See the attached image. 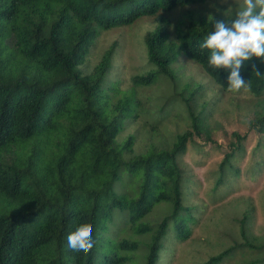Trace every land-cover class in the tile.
<instances>
[{
    "label": "trees",
    "instance_id": "trees-1",
    "mask_svg": "<svg viewBox=\"0 0 264 264\" xmlns=\"http://www.w3.org/2000/svg\"><path fill=\"white\" fill-rule=\"evenodd\" d=\"M241 4L0 0V264L171 262L203 208L182 158L195 137L211 142L207 93H228L230 70L210 68L199 44L213 29L209 16L231 20ZM144 18L155 25L140 39L128 74L118 40L91 63L101 32ZM181 57L208 83L182 76ZM253 65L264 73L261 59L245 62L241 76L250 90L239 92L261 101L264 76ZM253 124L264 134L263 109ZM232 135L209 174L212 194L238 176L243 138ZM253 216L249 203L230 246L205 264H264V234L252 229ZM81 223L93 229L87 254L67 246Z\"/></svg>",
    "mask_w": 264,
    "mask_h": 264
},
{
    "label": "rangeland",
    "instance_id": "rangeland-1",
    "mask_svg": "<svg viewBox=\"0 0 264 264\" xmlns=\"http://www.w3.org/2000/svg\"><path fill=\"white\" fill-rule=\"evenodd\" d=\"M154 25L153 19L144 18L131 27L101 32L90 57L91 63L96 62L101 51L111 42L118 40L125 46L122 61L128 74L132 58L142 52L140 39ZM177 65L182 76L208 83L192 62L181 57ZM206 99L214 103L210 120L211 142L195 137V145H189L182 158L197 182L193 200L203 208L190 239L177 246L169 264H205L209 257L228 248L230 236L237 231L236 221L249 203L254 209L252 229L256 234H264V158L261 159L264 157V134L253 124L257 114L264 110V100L255 99L244 91L220 93L215 88L207 93ZM233 133L243 138L241 143L245 152L236 164L238 176L231 188L212 194L209 174L217 168L229 142L235 141ZM258 143L261 147L252 156ZM261 161L263 166H260Z\"/></svg>",
    "mask_w": 264,
    "mask_h": 264
},
{
    "label": "clouds",
    "instance_id": "clouds-1",
    "mask_svg": "<svg viewBox=\"0 0 264 264\" xmlns=\"http://www.w3.org/2000/svg\"><path fill=\"white\" fill-rule=\"evenodd\" d=\"M213 29L203 38L199 49L207 50L210 68L227 69V91L250 90V83L241 76L245 62L252 58L264 62V0H242L231 20L214 21ZM257 77L264 76L253 65ZM92 225L81 223L67 237V246L74 252L87 254L94 247Z\"/></svg>",
    "mask_w": 264,
    "mask_h": 264
}]
</instances>
